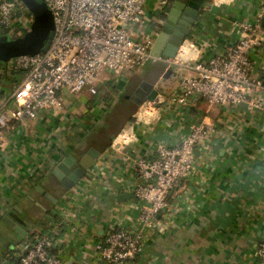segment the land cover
Segmentation results:
<instances>
[{"label":"crops","instance_id":"obj_1","mask_svg":"<svg viewBox=\"0 0 264 264\" xmlns=\"http://www.w3.org/2000/svg\"><path fill=\"white\" fill-rule=\"evenodd\" d=\"M175 1L163 13L158 0H148L144 25L132 27L134 37L145 40L159 32L158 22L166 20ZM263 2L206 0L181 47L184 60L193 64L227 55L240 38V25L255 20ZM262 29L264 33L263 25ZM252 60L251 76L264 83V46ZM159 64L164 67L155 81L140 83L154 85L143 104L172 94L179 86V67ZM148 67L121 75L106 70L97 79V94L65 92L62 113L44 111L36 121L21 123L7 133L9 145L0 154V264L6 259L7 264H16L20 247L38 234H50L52 254L64 264H109L98 256L95 245L110 229L137 220L133 200L118 202L128 192L135 163L154 158L159 144H179L202 122L208 126L207 140L196 149L188 176L170 194L177 213L163 233L148 238L141 255L124 264H262L258 250L264 238V91L251 90L249 96L262 108L211 107L201 101L193 108L163 106L154 116L139 115L143 104L130 97L140 85L133 92L129 87ZM0 73V110L13 108L20 76L1 64ZM127 99L129 108L137 106L130 116L134 121H127L112 136L105 151L91 147L101 158L87 177L67 190L53 175L55 168L69 155L86 154L91 149L83 150L87 136L104 124L111 106ZM7 217L28 222L27 235L11 228L4 220Z\"/></svg>","mask_w":264,"mask_h":264},{"label":"built area","instance_id":"obj_2","mask_svg":"<svg viewBox=\"0 0 264 264\" xmlns=\"http://www.w3.org/2000/svg\"><path fill=\"white\" fill-rule=\"evenodd\" d=\"M44 1L55 21L49 49L4 65L5 70L20 79L11 100L15 107L0 110V154L9 145L7 133L19 124L36 121L44 111L62 113L65 92L97 94L95 84L106 70L121 75L136 73L147 64L179 67L182 74L177 90L148 100L139 115L154 116L163 106L193 108L201 101L211 107L262 108L261 102L250 100L249 96L251 90L264 91V83L251 76L252 56L264 46V2L255 20L240 25V38L227 55L189 64L182 48L174 59L157 56L151 51L155 35L145 40L134 37L132 27L144 25L148 0ZM158 4L163 12L168 0H158ZM32 22L33 16L21 0H0V27L22 35ZM187 71L194 74L188 75ZM207 135L208 126L202 122L179 144H159L154 158L135 163L127 193L138 199L137 220L131 226L117 225L96 243L101 259L109 264H124L145 251L151 235L165 231L178 211L170 194L188 176L196 149L206 142ZM49 235L38 234L33 242L23 244L16 264H64L52 254L54 240ZM258 259L264 264V238ZM3 264H7V259Z\"/></svg>","mask_w":264,"mask_h":264},{"label":"water","instance_id":"obj_3","mask_svg":"<svg viewBox=\"0 0 264 264\" xmlns=\"http://www.w3.org/2000/svg\"><path fill=\"white\" fill-rule=\"evenodd\" d=\"M33 16V22L30 30L22 37L13 40H0V63L8 64L13 59L26 56H36L45 53L54 38L55 21L54 16L44 0H21ZM206 0H189L183 2L176 0L173 4L165 21H159L160 30L155 34L152 53L157 56L174 59L184 45L187 38L199 20L203 5ZM264 26V19L262 22ZM171 73V70L165 75ZM154 85L144 81L136 92L130 97V100L137 105H142L152 94ZM116 140V137L113 138ZM101 154L94 148L84 154L81 158L74 155L67 156L55 168L53 175L61 180L62 185L71 190L82 179L87 177L88 173L96 166ZM43 192V188L39 187ZM46 198L57 204V200L50 194L45 193ZM138 199L133 193H125L118 197V202ZM5 222L22 236L27 235L28 222L19 218H5ZM29 227V226H28ZM35 227V226H30ZM34 241V238L31 242Z\"/></svg>","mask_w":264,"mask_h":264},{"label":"trees","instance_id":"obj_4","mask_svg":"<svg viewBox=\"0 0 264 264\" xmlns=\"http://www.w3.org/2000/svg\"><path fill=\"white\" fill-rule=\"evenodd\" d=\"M173 1L174 0H168V6L164 10L163 13H166L168 7L170 6V4ZM184 1H188V0H184ZM0 29L2 32V37L0 38V40L8 41V40H13V39L22 37L24 34H26L30 30V26H29V28L24 30V33L22 35H17V33H13L12 30L7 29V28L0 27ZM0 64L7 66V64H3V63H0ZM147 66H149L146 70L147 72L144 73L143 76L137 78L135 80L134 85L129 87V89L132 92L140 85L142 80L147 79L150 82H154L155 77H158V75H160V73L162 71V67H164V65H161L159 63L156 65H153L152 67H150V65H146V67ZM6 71H8V70H6ZM10 73H12V72H10ZM156 73H159V74L156 75ZM154 75H156V76H154ZM95 100H93L92 103H94ZM129 104H130V101H129V99H127L126 102L123 100V101L117 102L115 105L111 106L109 116L105 119L104 124H102L100 127H98V129H96L93 132V134L87 136V138H86L87 142L85 143V148L83 149L84 151L88 150L91 147H96L100 151H103V150L105 151V149H107L111 145L112 136L117 135L119 133V131L122 130L123 125L127 121H129V120L131 122L134 121V118H132L130 116H131V114L135 113L137 106L132 104V107L129 108L128 107ZM80 149L81 148H79V150ZM51 252L53 253L55 251L52 249Z\"/></svg>","mask_w":264,"mask_h":264},{"label":"rangeland","instance_id":"obj_5","mask_svg":"<svg viewBox=\"0 0 264 264\" xmlns=\"http://www.w3.org/2000/svg\"><path fill=\"white\" fill-rule=\"evenodd\" d=\"M23 9H24V6L22 7ZM2 66H4V65H2ZM98 82V81H97ZM96 82V84H95V86L98 88V83Z\"/></svg>","mask_w":264,"mask_h":264}]
</instances>
